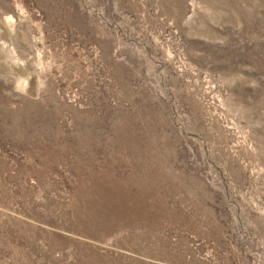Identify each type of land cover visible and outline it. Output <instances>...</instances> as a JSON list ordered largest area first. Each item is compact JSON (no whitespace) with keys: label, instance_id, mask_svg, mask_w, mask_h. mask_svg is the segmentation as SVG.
<instances>
[{"label":"rangeland","instance_id":"rangeland-1","mask_svg":"<svg viewBox=\"0 0 264 264\" xmlns=\"http://www.w3.org/2000/svg\"><path fill=\"white\" fill-rule=\"evenodd\" d=\"M0 264H264V0H0Z\"/></svg>","mask_w":264,"mask_h":264}]
</instances>
